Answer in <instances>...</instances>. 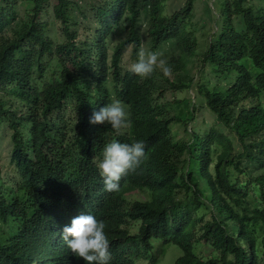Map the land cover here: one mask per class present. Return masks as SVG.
Returning <instances> with one entry per match:
<instances>
[{
  "label": "trees",
  "instance_id": "1",
  "mask_svg": "<svg viewBox=\"0 0 264 264\" xmlns=\"http://www.w3.org/2000/svg\"><path fill=\"white\" fill-rule=\"evenodd\" d=\"M165 1L23 0L30 8L20 20L19 0H0V125L16 175L0 176V264H86L61 239L80 214L105 223L108 264H134L153 240L182 249L174 264H264V0L220 3V27L200 58L229 84L198 88L224 128L181 140L171 126L191 119L167 114L164 97L168 85L191 88L195 0L168 16ZM49 11L60 39L43 19ZM121 21L126 37L113 44ZM142 21L151 50L174 40L180 49L168 76L128 70ZM113 98L130 121L119 133L89 123ZM112 139L142 142L146 159L108 192L96 161ZM141 193L149 197L130 201ZM199 243L213 253L196 254Z\"/></svg>",
  "mask_w": 264,
  "mask_h": 264
},
{
  "label": "rangeland",
  "instance_id": "2",
  "mask_svg": "<svg viewBox=\"0 0 264 264\" xmlns=\"http://www.w3.org/2000/svg\"><path fill=\"white\" fill-rule=\"evenodd\" d=\"M186 0H166L163 5L162 13L166 16L172 14L175 10L179 9L184 5ZM223 0H195V16L193 18V34L196 35L198 43L194 49H192V57H187L188 63L186 64L189 69V74L185 75L189 80L184 82L186 85H190L189 88L177 89L176 91L171 90V86H167L165 92L164 101L166 107L164 111L167 114L176 115L183 120L191 119L186 124L179 123L173 124L171 127L174 130H178L175 134L177 140L190 139L192 137V131L205 132L211 128L217 130H223V126L217 120V117L212 113L205 104L204 98H201L200 87L203 86H215V85H228L227 79H221L215 76L211 71L208 64H204L201 61L200 56L207 50L210 40L218 31L220 27L218 23L220 14V3ZM29 5L24 3L23 0H19L18 16L19 19H25L28 17ZM43 19L48 21L50 31L58 38H61V31L59 23L51 15V11L44 14ZM147 20V19H146ZM146 22L142 21V24ZM147 24V23H146ZM119 32L114 36L113 44L117 43L121 38L126 37V31L119 29ZM143 44L142 47L146 51H152L149 45V39L147 37L146 29L142 31ZM162 53L161 58L166 61L173 58L174 56L180 55V49L176 44L175 40L166 42L160 46L157 51ZM131 60V58L127 57ZM126 63V57H125ZM132 63H127L130 67ZM171 74V73H170ZM176 79V78H173ZM231 81V80H230ZM177 83H179L177 81ZM195 112L193 114V108ZM184 126H186L187 132H185ZM9 130L4 129V126L0 125V163H1V178L5 183L11 182L16 178L14 167L10 162V154L12 151V142L9 135ZM228 133L227 131H224ZM149 194L141 193L130 197V201L137 199H146ZM1 229L5 230L7 227L5 224H1ZM133 232H137V228L133 229ZM153 240L154 249L144 258L136 259L134 264H174L175 260L183 254L182 249L175 244H167L163 241ZM211 246L203 245L202 243L195 244L194 252L200 256L208 257L212 252Z\"/></svg>",
  "mask_w": 264,
  "mask_h": 264
},
{
  "label": "clouds",
  "instance_id": "3",
  "mask_svg": "<svg viewBox=\"0 0 264 264\" xmlns=\"http://www.w3.org/2000/svg\"><path fill=\"white\" fill-rule=\"evenodd\" d=\"M125 27L126 24L121 21L120 29L123 30ZM146 28V23L141 25L142 31ZM161 56L162 53L153 52V50L146 51L141 46L136 61L130 65L128 70L142 79L151 77L157 69L164 76H168L171 69ZM127 116L126 105L119 99L113 98L99 111L93 112L89 123L101 125L107 123L113 131L119 133L122 129L130 127ZM144 149L145 145L142 142L122 143L115 139L104 145L102 159L96 161V165L103 179L105 191H118L122 177L136 172L146 159ZM96 216L97 214L95 216L80 214L73 217L70 226L63 227L61 239L72 255L82 258L86 264H108L112 241L105 232V223L98 221Z\"/></svg>",
  "mask_w": 264,
  "mask_h": 264
}]
</instances>
